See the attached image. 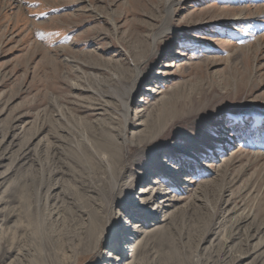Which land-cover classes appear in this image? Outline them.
I'll return each mask as SVG.
<instances>
[{"label": "rangeland", "instance_id": "obj_1", "mask_svg": "<svg viewBox=\"0 0 264 264\" xmlns=\"http://www.w3.org/2000/svg\"><path fill=\"white\" fill-rule=\"evenodd\" d=\"M169 1L0 0V264L122 256L149 197L117 264H264V0Z\"/></svg>", "mask_w": 264, "mask_h": 264}, {"label": "bare ground", "instance_id": "obj_2", "mask_svg": "<svg viewBox=\"0 0 264 264\" xmlns=\"http://www.w3.org/2000/svg\"><path fill=\"white\" fill-rule=\"evenodd\" d=\"M170 3V1L169 0H164V4H165V9H166V6L168 5ZM169 11V10H168ZM157 36V35H156ZM155 37V36H154ZM133 77L129 80V83L127 84V86H125V88H124V91H123V94H124V97H123V100H122V102H123V120H124V122H123V125H122V127H121V129H120V131L121 132H123V130H124V127H129V125L130 124H132L131 123V120H128L127 121V119H128V117H127V115H126V112H127V110H128V107H127V100H128V98H129V96L131 95V93H132V89H133V87H134V85H135V83L137 82V80H138V78L140 77V73L138 72V70H137V68H136V66L134 67V72H133V75H132ZM118 89H120V88H118ZM159 103H160V101L158 100V101H155V103H154V106L156 105L157 107H158V105H159ZM122 139H124L123 137H122ZM130 140H127V142H129ZM138 183H139V180L137 181ZM150 191H152L150 188H148ZM141 194H143V195H147L148 194V191L147 192H145V193H141ZM142 196V195H141ZM143 197V196H142ZM143 202H145V204H144V206H142V207H144V208H148V206L151 204V205H153V200H151V198L149 197L148 199H144L143 200ZM154 215V214H153ZM114 222H113V220L111 221H108L107 222V224H108V228H110L111 229V226H112V224H113ZM137 227H136V230L134 231V232H132V234L131 235H137V234H139L140 233V236H138V237H135L132 241H130L131 240V237H126L125 239H124V241H123V243H125V242H127L128 241V245L130 246L129 248L130 249H133L132 250V253H131V251L129 252L130 253V258H133L134 256H136V254L138 253V251L140 250V247H141V237L143 236V228H142V225L141 224H139V225H136ZM104 238L106 239V241H108L109 240V238H110V232H108V235H106V236H104ZM103 238V239H104ZM102 240V238H101V236H99V238H98V240H97V248H101V241ZM123 243L120 245V246H118L117 248H114V250L115 249H118V250H116V251H118L122 256H120V255H118V254H116V256H114L113 254L111 255V257L108 259V258H105L104 260H102V262H101V264H117V262H119V259L122 257V261L120 260V263H123V260L125 259V247H124V245H123ZM110 246H111V244H110ZM113 248V247H112ZM112 258V259H111ZM128 259H129V255H128Z\"/></svg>", "mask_w": 264, "mask_h": 264}, {"label": "snow or ice", "instance_id": "obj_3", "mask_svg": "<svg viewBox=\"0 0 264 264\" xmlns=\"http://www.w3.org/2000/svg\"><path fill=\"white\" fill-rule=\"evenodd\" d=\"M145 210L146 209L142 207L138 201L130 205L125 213L127 219L122 216L112 224L110 238L107 241L106 246L108 244H111L114 247L120 246L124 239L131 233L133 225L135 224V217Z\"/></svg>", "mask_w": 264, "mask_h": 264}]
</instances>
